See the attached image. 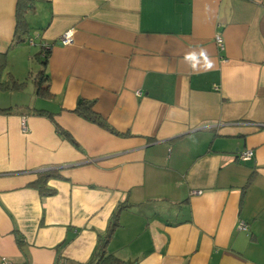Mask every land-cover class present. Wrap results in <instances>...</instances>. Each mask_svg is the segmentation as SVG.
<instances>
[{"label":"crops","instance_id":"1","mask_svg":"<svg viewBox=\"0 0 264 264\" xmlns=\"http://www.w3.org/2000/svg\"><path fill=\"white\" fill-rule=\"evenodd\" d=\"M16 2L0 0L5 72L26 82L46 49L50 96L0 91V264H92L120 205L105 251L123 262L264 264V0H32L12 44ZM47 170L63 179L41 197Z\"/></svg>","mask_w":264,"mask_h":264},{"label":"trees","instance_id":"2","mask_svg":"<svg viewBox=\"0 0 264 264\" xmlns=\"http://www.w3.org/2000/svg\"><path fill=\"white\" fill-rule=\"evenodd\" d=\"M32 9V0H17L16 2V10H15V31L13 35L12 44H19L25 42L28 36V25L26 22V15ZM41 53L35 55V60L42 64V69L36 74L34 77V84L36 86V90L38 95L42 97H49L48 94V76L45 74L46 67V55L47 50L43 49ZM40 55L43 56V59L40 58ZM7 67V59L6 55L0 52V91H18L21 90L25 86V82L16 81L11 75L6 74L5 70ZM94 101H87L83 99H79L76 103V106L72 113L77 116L83 118L84 120L114 133V130L106 123V121L98 115L94 110ZM11 110H0V113L10 112ZM33 113L37 116H43L48 118L53 124L60 136L66 139L70 144L76 146L74 140L70 137V135L62 130L53 119V115L44 110H33ZM52 178L63 179L58 171L56 170H47L42 171L36 174V179L30 183V187L34 188L38 191L41 197L51 196L55 193L54 190L48 188L47 182ZM124 206L120 205L116 212L112 216V221L108 226V230L105 236L99 241V244L96 248V251L93 255L92 262H96V264H132L130 262H123L110 254H106L105 248L106 245L112 236L114 228L116 226V218L120 209ZM92 263V264H93ZM91 264V263H89Z\"/></svg>","mask_w":264,"mask_h":264},{"label":"built area","instance_id":"3","mask_svg":"<svg viewBox=\"0 0 264 264\" xmlns=\"http://www.w3.org/2000/svg\"><path fill=\"white\" fill-rule=\"evenodd\" d=\"M71 41H72V31L67 30L61 35V37L58 40V43L62 46H66V45H69L71 43ZM215 42L220 49L223 48L222 39L219 36L215 37ZM21 129L23 132H27V127H26L24 121L21 122ZM252 157H253V152L248 149V150H244L243 152L239 153L237 156V159L239 161L246 162V161L251 160ZM196 194H200V192L198 191V192H196ZM239 228L241 230H246V226L243 223H241L239 225Z\"/></svg>","mask_w":264,"mask_h":264},{"label":"rangeland","instance_id":"4","mask_svg":"<svg viewBox=\"0 0 264 264\" xmlns=\"http://www.w3.org/2000/svg\"><path fill=\"white\" fill-rule=\"evenodd\" d=\"M36 54L33 53L32 54V57H34ZM39 69H40L39 62L36 61L35 59L31 60L30 63H29L28 75L26 76V78L28 76H31V77L30 78L28 77L27 81L25 82L26 83L25 84L26 85V88H25V92L22 94V96H20L21 97L20 98L21 100L27 101L28 99H30V92L32 93V91L34 89V77L39 72Z\"/></svg>","mask_w":264,"mask_h":264}]
</instances>
